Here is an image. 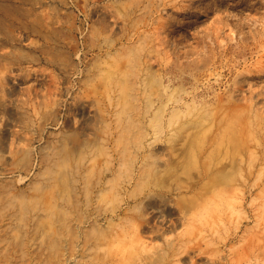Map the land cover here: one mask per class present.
I'll list each match as a JSON object with an SVG mask.
<instances>
[{
    "label": "rangeland",
    "instance_id": "374dc122",
    "mask_svg": "<svg viewBox=\"0 0 264 264\" xmlns=\"http://www.w3.org/2000/svg\"><path fill=\"white\" fill-rule=\"evenodd\" d=\"M0 264H264V0H0Z\"/></svg>",
    "mask_w": 264,
    "mask_h": 264
}]
</instances>
